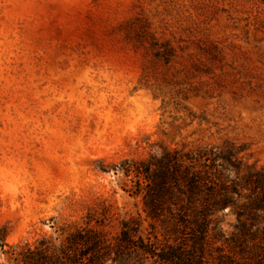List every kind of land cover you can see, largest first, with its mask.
I'll use <instances>...</instances> for the list:
<instances>
[{"label":"rangeland","instance_id":"rangeland-1","mask_svg":"<svg viewBox=\"0 0 264 264\" xmlns=\"http://www.w3.org/2000/svg\"><path fill=\"white\" fill-rule=\"evenodd\" d=\"M200 149L235 154L239 170L222 172L240 194L194 246L167 212L146 217L121 166ZM256 172L264 178V0H0V264H13L8 246L58 250L77 230L112 249L123 225L133 246L254 262ZM133 249L105 264H152Z\"/></svg>","mask_w":264,"mask_h":264},{"label":"trees","instance_id":"trees-1","mask_svg":"<svg viewBox=\"0 0 264 264\" xmlns=\"http://www.w3.org/2000/svg\"><path fill=\"white\" fill-rule=\"evenodd\" d=\"M234 155L229 152L220 154L212 149L194 152L163 150L159 158L130 161L121 167L126 176H133L136 189L131 194L141 195L146 217L158 221L163 212H167L173 230H178V225H181L182 232H186L184 235L190 236L193 245L197 246L209 231L216 235V214L233 204L232 195L240 194L239 185L228 180L222 172L228 168L239 170ZM261 176L258 172L249 176L254 177V189H264V178ZM173 190L177 196L171 200ZM251 196L252 210L264 208V195L252 193ZM132 244V235L123 225L120 240L112 249L104 246L91 232L77 230L64 239L58 250L51 248L48 242L41 241L37 246H8L5 254L13 264H105L110 251L117 254L121 248L129 250L132 246V252L146 255L144 260L149 258L152 264H203L202 257L185 245L158 248L151 243L142 247ZM220 264H264V255L254 262L243 263L226 257Z\"/></svg>","mask_w":264,"mask_h":264}]
</instances>
